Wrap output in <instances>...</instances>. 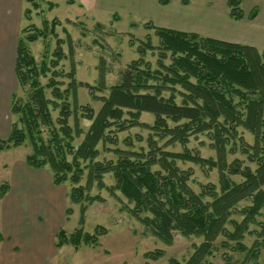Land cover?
Returning a JSON list of instances; mask_svg holds the SVG:
<instances>
[{"label": "trees", "instance_id": "16d2710c", "mask_svg": "<svg viewBox=\"0 0 264 264\" xmlns=\"http://www.w3.org/2000/svg\"><path fill=\"white\" fill-rule=\"evenodd\" d=\"M23 1L38 8L36 0ZM188 1L182 0V4ZM161 3L167 4L168 0ZM229 3L235 5L237 1L229 0ZM29 13L24 11L26 16ZM230 15L235 19L241 17L233 9ZM57 25L55 20L50 24L44 21L41 29L30 26L20 32L15 74L25 96L17 98L14 94L11 98L10 115L16 120L9 135L0 138V151L27 144L31 149L25 158L29 167H48L55 185L69 181L72 187L68 199L80 205V224L85 203L99 200L88 193L92 184L104 188L102 177L111 174L115 185L110 191L119 190L133 204L130 213L164 243L173 242L174 232L186 238L202 239L186 264H202L203 254L219 237L232 242L233 251H247L241 241L264 210V51L259 53L249 46L152 25L159 45L153 48L148 42L138 49L141 56L118 73L108 95L97 97L93 90L102 92L100 88L76 82L73 69L67 74L59 70L64 59L61 41H56L57 47L50 58L45 55L38 62L32 56L28 44L45 39L48 26L49 33L56 36ZM145 48L157 51L156 69L144 61ZM167 59L169 63L165 64ZM58 77L69 79L64 90L59 88ZM42 78H47L45 85ZM78 87L88 89L92 98L101 103L96 114L88 106H77L75 100L69 102L70 96L75 98ZM56 111L54 119L52 112ZM143 113L154 117L152 125L139 123ZM70 118L74 119V128L69 125ZM80 118L91 122L85 133L78 127ZM135 126L152 131L147 138L150 149L147 153L116 149L115 161H95L99 154L96 147L110 142L114 130L120 132ZM239 128L254 135V145L244 147L243 153L248 148L252 151L251 157L257 161L255 169L242 166L238 159L226 161L227 140L236 135L240 139ZM82 134L83 140L76 145L72 157V173L68 175L64 144ZM193 134L210 135L216 160L202 159L188 151H163L167 144L185 146ZM154 137L166 143L157 146ZM178 160L217 169L218 190L206 186L195 193L187 185L190 174L176 167ZM155 166L158 170H153ZM85 170L86 183L79 185ZM233 177L241 178L242 182ZM6 191L7 185H1L0 199ZM243 202L247 205L240 206ZM232 212L241 221L231 218ZM65 214L69 215L70 209ZM56 240V248L99 245L97 238L82 228L70 234L59 230ZM154 254L145 257L157 259L160 252ZM250 254L255 257L257 250H251Z\"/></svg>", "mask_w": 264, "mask_h": 264}, {"label": "rangeland", "instance_id": "374dc122", "mask_svg": "<svg viewBox=\"0 0 264 264\" xmlns=\"http://www.w3.org/2000/svg\"><path fill=\"white\" fill-rule=\"evenodd\" d=\"M161 1L36 0L37 9L23 1L19 37L20 32L27 27L41 29L44 21L47 24L52 20L57 21L56 36L49 33L48 26L45 39L39 38L28 44L32 56L38 62L45 55L50 58L57 47L56 41H61L64 59L59 64V70L67 74L73 69L76 82L100 88L102 92L93 90L97 97L108 95L110 87L118 80V73L141 56L138 49L144 48L148 42L153 48L159 45L152 25L249 46L259 53L264 51V0H236L235 5L230 4L229 0H189L185 5L182 0H168L167 4ZM232 9L240 13L241 17L233 18L230 15ZM25 10H29L28 16L24 14ZM145 49L144 61L150 64L151 69H156L157 51ZM164 63L168 64L169 60ZM57 79L60 90H64L69 79ZM41 83L45 85L47 78H42ZM49 94L50 90L47 89V96ZM15 95L17 98L25 96L18 86ZM74 100L77 106H88L95 114L101 108V103L93 99L90 91L84 87L76 89L75 98L73 95L69 97L71 104ZM180 100L178 97L177 103ZM57 114V111L52 112L54 119ZM15 120L16 117L8 115L7 130ZM138 120L150 126L154 117L143 113ZM74 124V119L70 118L69 125L74 128ZM90 124V121L80 118L78 127L85 133ZM151 132L141 126L120 132L114 130L110 134V142L100 143L96 147L99 154L95 161H115L113 151L116 149L147 153L150 150L147 138ZM238 134L240 139L236 135L227 140L226 161L230 163L238 159L242 166L255 169L257 161L251 157L252 151L248 148L243 153L244 147L254 145V135L240 128ZM6 137L0 136L2 139ZM83 137L84 134L64 144L68 175L72 173L71 161L76 145L81 143ZM154 139L157 140V146L166 143L165 140L159 141L158 137ZM213 147L210 135L193 134L188 137L185 146L179 143L167 144L163 151H188L202 159L216 160L217 153ZM30 152L27 144L0 151V188L3 184L7 185L4 199L8 201L4 208L0 204V264H186L191 261L195 247L202 243L201 238H186L178 232L173 233L171 244L164 243L130 213L133 204L119 190L110 191L115 185L111 174L102 177L104 188L92 184L88 193L99 200L85 203L86 211L80 224V205L72 204L68 199L72 187L70 182L55 185L48 167H28L25 158ZM176 167L190 174L187 185L195 193L206 186L218 190L217 169L181 160L176 161ZM22 169L27 172L20 177ZM153 170H158V166ZM14 178L23 179V183L13 185ZM86 179L85 170L79 185H84ZM233 179L242 182L239 177ZM31 180L34 182L31 183ZM15 189V193H22L16 195L17 198L13 196ZM1 199L0 203L3 201ZM38 199L41 202L38 203ZM244 205L247 202L240 206ZM66 209H70L69 215L65 214ZM35 216H40L38 227L32 224V218H37ZM231 218L237 221L242 219L233 212ZM78 228L96 237L99 245L80 246L78 249L72 246L55 247L59 230L70 234ZM249 230L241 241L247 251H233L230 246L232 242L219 237L208 252L203 254L202 264H264V210L256 218V224L249 226ZM251 250H257L255 257L250 254ZM158 251L160 254L157 259L145 257L147 254L153 256Z\"/></svg>", "mask_w": 264, "mask_h": 264}, {"label": "crops", "instance_id": "0c3cea01", "mask_svg": "<svg viewBox=\"0 0 264 264\" xmlns=\"http://www.w3.org/2000/svg\"><path fill=\"white\" fill-rule=\"evenodd\" d=\"M22 17L23 0H0V136L4 137L9 134L10 128L9 130L6 129V120L10 114L11 98L15 94L18 86L15 74V61ZM26 172L27 170L22 169L20 177ZM17 180L15 178L13 179V185L17 186L23 183V179ZM26 180L29 181L30 179L27 177ZM32 182L34 181L31 180V183ZM10 190L12 192L11 185ZM15 192L16 189L13 196L22 194ZM4 198L5 196L1 199L3 201L0 203L3 208L8 202ZM37 202H41L40 199H38ZM35 217L37 218H32V224L38 227L37 223L39 222L38 219H40V216ZM20 228H18V230H20Z\"/></svg>", "mask_w": 264, "mask_h": 264}]
</instances>
